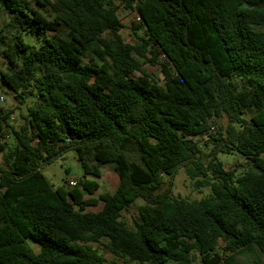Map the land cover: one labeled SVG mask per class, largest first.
I'll return each mask as SVG.
<instances>
[{"label": "trees", "instance_id": "16d2710c", "mask_svg": "<svg viewBox=\"0 0 264 264\" xmlns=\"http://www.w3.org/2000/svg\"><path fill=\"white\" fill-rule=\"evenodd\" d=\"M0 16V88L29 102L18 127L0 104V264H264V0H0ZM70 151L83 174L55 187L43 166ZM102 165L116 189L85 198ZM180 168L208 195H175Z\"/></svg>", "mask_w": 264, "mask_h": 264}, {"label": "rangeland", "instance_id": "374dc122", "mask_svg": "<svg viewBox=\"0 0 264 264\" xmlns=\"http://www.w3.org/2000/svg\"><path fill=\"white\" fill-rule=\"evenodd\" d=\"M119 18L122 23L121 35L123 40L126 43H135L137 41L136 35L134 34L131 26L132 21L134 20L133 11H126L122 7L118 10ZM4 16H0V24L4 20ZM28 41L35 43L34 40L29 36L27 37ZM158 59H162V56L158 57ZM84 61H87V58H84ZM143 67L150 73L162 77L160 73V67L157 64H152L146 62L143 64ZM8 68V63L6 60L0 55V70H6ZM139 73H135L137 76ZM0 95L3 97V100H0V104L7 109H12V114L9 120L10 125L18 127L22 123L21 114L25 113V105L20 104L18 100L14 97L13 93L6 88H0ZM227 120L225 117H221L217 119L215 123H213L214 130L212 134L217 133L220 129H223L226 126ZM6 140L11 143L13 141V137L11 134H8ZM203 156L209 154L210 147H203ZM218 159H220L224 167L227 169H232L235 164L242 162V159L238 157L236 153L224 154L220 153L218 155ZM1 161V158H0ZM240 173V170L236 172V174ZM43 174L47 177L49 182L53 184V186H61L66 181V187L70 188L69 181L75 180L77 181L83 174L82 167L77 160L76 154L73 151L67 152L64 155L54 159L52 162L45 164L43 166ZM89 179H94L98 182L99 188L93 195H85V198L93 197L95 199L98 198V195L104 192H113L118 183L119 179L116 173L112 170L109 165L101 166V176L100 177H88ZM169 177H164V181L167 183ZM173 193L175 195H180L182 197H186L188 199L198 200L200 198L205 197L209 193V189L207 187L201 188L200 190H196L193 188L190 179L186 175L184 168H180L177 173L173 177ZM142 204L140 199L135 200L132 204H130L126 210L123 211V219L129 224H132L133 218L138 216V206ZM102 206V202L98 201L96 206H88L86 209L88 211H97L100 210ZM81 244H85L84 242H79ZM107 240L101 239L99 242H88L87 244L91 245L93 248H96L100 255H102L106 260L114 259V255L108 250L106 247ZM264 260V254L261 255ZM251 256L240 257L239 260L250 264ZM116 261L119 264H122L123 260L120 258H116ZM135 264V263H131Z\"/></svg>", "mask_w": 264, "mask_h": 264}, {"label": "built area", "instance_id": "2783aa9c", "mask_svg": "<svg viewBox=\"0 0 264 264\" xmlns=\"http://www.w3.org/2000/svg\"><path fill=\"white\" fill-rule=\"evenodd\" d=\"M134 13V20L135 21H138L139 20V16L137 15L136 12H133ZM0 100H3V97L0 95ZM211 129H213V127H211ZM77 181L75 180H70L69 181V186L70 187H74L76 185Z\"/></svg>", "mask_w": 264, "mask_h": 264}]
</instances>
